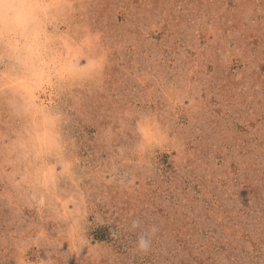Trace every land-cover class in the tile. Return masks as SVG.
<instances>
[{"label":"rangeland","instance_id":"obj_1","mask_svg":"<svg viewBox=\"0 0 264 264\" xmlns=\"http://www.w3.org/2000/svg\"><path fill=\"white\" fill-rule=\"evenodd\" d=\"M0 264H264V0H0Z\"/></svg>","mask_w":264,"mask_h":264},{"label":"clouds","instance_id":"obj_2","mask_svg":"<svg viewBox=\"0 0 264 264\" xmlns=\"http://www.w3.org/2000/svg\"><path fill=\"white\" fill-rule=\"evenodd\" d=\"M139 247H140L141 249H145V248L147 247V242H146L144 239H141V240L139 241Z\"/></svg>","mask_w":264,"mask_h":264}]
</instances>
